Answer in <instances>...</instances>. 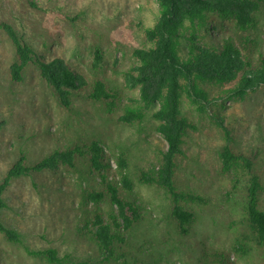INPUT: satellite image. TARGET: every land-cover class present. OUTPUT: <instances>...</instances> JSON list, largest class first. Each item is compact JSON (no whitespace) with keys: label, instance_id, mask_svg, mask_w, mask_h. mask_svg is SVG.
Wrapping results in <instances>:
<instances>
[{"label":"rangeland","instance_id":"obj_1","mask_svg":"<svg viewBox=\"0 0 264 264\" xmlns=\"http://www.w3.org/2000/svg\"><path fill=\"white\" fill-rule=\"evenodd\" d=\"M158 15L155 0H0V182L22 155L24 164L33 166L55 150H74L72 164L59 162L13 178L2 194L0 219L30 250L54 247L78 264H200L201 253L210 248L228 251L237 264H264V246L250 243L245 256L234 250L236 240L249 231L244 208L249 175L240 168L224 171L220 157L227 146L253 161L252 171L262 185L259 207L264 210V85L241 98L229 96L227 86L200 83L207 93L202 106L182 93L180 111L188 126L174 157L173 181L177 189L203 199L183 202L194 213L187 233L178 231L167 192L139 179L142 171L160 164L167 144L152 108L141 122L127 124L118 117L126 104L139 98V87L126 73L136 66L133 51L148 44L145 30L156 24ZM256 18L255 28L239 32L253 41L242 49L254 60L264 57V0ZM208 21V28L195 30L200 45L219 43L224 33L235 31L231 20L210 16ZM3 23L12 26L37 57L45 62L59 59L82 79L70 94L69 108L61 105L35 63L25 68L22 81L11 79L10 65L17 54ZM188 25L184 32L189 36ZM188 44V38H181L182 51ZM96 80L112 96L111 113L105 101L89 99ZM93 142L103 149L102 162L107 164L100 171L89 159ZM121 158L126 160L124 170L119 168ZM102 172L120 188L121 198L135 201L141 212L123 242L114 243L110 256L92 235L95 215L112 223L110 214L118 211ZM123 174L131 189L122 186ZM89 192L103 197L95 202L87 198ZM0 264L49 263L0 232Z\"/></svg>","mask_w":264,"mask_h":264},{"label":"trees","instance_id":"obj_2","mask_svg":"<svg viewBox=\"0 0 264 264\" xmlns=\"http://www.w3.org/2000/svg\"><path fill=\"white\" fill-rule=\"evenodd\" d=\"M159 6L157 22L145 30L147 43L135 48L133 54L137 59L136 66L126 73V78L139 87V98L126 104L119 121L132 124L141 122L147 110L153 109L152 117L158 122L157 130L163 135L167 144L159 165L147 171H142L140 181L156 184L163 188L172 200V216L180 234L191 229L194 213L183 202L192 200L203 202L196 194L177 189L173 181L174 157L180 152V145L185 129L186 119L181 115L180 103L185 91L198 102L200 106L207 101L206 90L200 83H210L227 86L225 91L229 96L243 97L249 90L264 85V57L254 60L252 53L244 50V43L253 42L246 32L256 27V13L263 0H155ZM217 21L231 20L235 31L233 35L224 33L220 42L211 41L208 44H198L195 30L208 28L209 17ZM191 28L188 34L184 32ZM2 26L12 41L17 60L10 65V76L14 81H22L25 68L29 63H35L42 78L50 84L57 94L61 105L69 108L70 94L73 89L83 83L82 79L70 68L59 63V59L45 62L33 53V48L7 23ZM235 32H238L236 34ZM214 36V35H213ZM181 38H188L187 50H181ZM242 44V47L241 45ZM244 50H243V49ZM182 52V53H181ZM99 58V54H96ZM89 99L105 101L108 112L113 110V100L110 92L101 80L93 84ZM202 100V101H200ZM225 134L229 131L223 128ZM90 161L98 171L105 165L102 162L103 149L93 142L90 146ZM74 150H55L43 157L37 164L27 166L22 155L8 170L0 182V215L5 206L3 192L13 178L26 175L31 171H42L56 166L59 162L72 164ZM220 157L223 170L230 171L240 168L249 175L247 186L245 213L249 231L240 235L234 245L237 254L245 256L250 251V243L264 246V210L259 207V193L262 189L260 178L252 171L251 159L243 154H235L225 146ZM119 168L124 170L126 160H119ZM102 183L107 186L111 201L117 207V214L111 213L112 223L105 221L100 215H95L92 222L93 237L98 246L108 256L113 253L115 242H123L124 233L129 231L141 218L140 208L135 201L126 200L120 196V188L109 180L106 173H100ZM121 184L126 189L132 188V183L125 174ZM103 197L100 193H87V198L98 202ZM118 219L120 220L118 223ZM122 221V222H121ZM87 228V223H85ZM0 232L11 243H19L32 256L39 257L49 264H78L72 262L68 254H59L54 247L29 249L21 235L14 229L5 226L0 219ZM200 264H237L228 251L223 249H205L199 257Z\"/></svg>","mask_w":264,"mask_h":264}]
</instances>
